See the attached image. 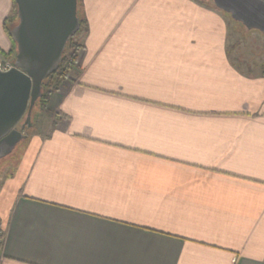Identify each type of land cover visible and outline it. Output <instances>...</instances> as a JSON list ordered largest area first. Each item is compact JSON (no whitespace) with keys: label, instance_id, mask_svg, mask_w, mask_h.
Masks as SVG:
<instances>
[{"label":"crops","instance_id":"obj_1","mask_svg":"<svg viewBox=\"0 0 264 264\" xmlns=\"http://www.w3.org/2000/svg\"><path fill=\"white\" fill-rule=\"evenodd\" d=\"M79 4L50 131L2 185L0 264H264V65L211 0Z\"/></svg>","mask_w":264,"mask_h":264},{"label":"water","instance_id":"obj_2","mask_svg":"<svg viewBox=\"0 0 264 264\" xmlns=\"http://www.w3.org/2000/svg\"><path fill=\"white\" fill-rule=\"evenodd\" d=\"M211 1L246 29L264 35L263 0ZM14 2L18 24L10 39L17 52L9 70L3 71L0 64V159L27 138L24 131L31 127V111L43 95V83L60 68L68 43L81 29L79 0Z\"/></svg>","mask_w":264,"mask_h":264},{"label":"rangeland","instance_id":"obj_3","mask_svg":"<svg viewBox=\"0 0 264 264\" xmlns=\"http://www.w3.org/2000/svg\"><path fill=\"white\" fill-rule=\"evenodd\" d=\"M214 6V5H213ZM215 7V6H214ZM222 11V10H221ZM226 18L229 19L231 23V28L233 29L232 33H234L237 37L236 46L233 42L235 38L234 34L230 36V48L232 54V59L237 63H247L254 65H264V35L257 30H249L246 29L244 25L239 22H236L231 15L222 11L221 12ZM232 47H237L241 56H236L234 53V49ZM16 53L11 56H1L0 59L7 61V63L13 64L15 60ZM71 74V73H70ZM50 92L49 88H44L43 94ZM53 95V94H52ZM38 103V102H37ZM48 107V105H47ZM32 112L31 117V127L29 129H25L24 134H26V139L20 142L14 151L7 157L0 159V194L3 189L2 185L5 181L12 178V174L15 173V167L18 165V161L20 157L23 155L24 148L27 145L30 137L33 135H46L50 131L51 125V116L48 111H46V107L40 103L36 104ZM25 120V118H24ZM1 231V230H0ZM1 233V232H0Z\"/></svg>","mask_w":264,"mask_h":264},{"label":"trees","instance_id":"obj_4","mask_svg":"<svg viewBox=\"0 0 264 264\" xmlns=\"http://www.w3.org/2000/svg\"><path fill=\"white\" fill-rule=\"evenodd\" d=\"M12 2H13L12 12L5 19L4 26H3L6 37H7V39H9V41L11 43V48L8 51H5V50L0 48V57L1 56H8L9 57V56H11L17 52L16 51L17 50V44L12 39H10L11 29L13 27H15V25L18 24V16L16 14L17 13V6H16L14 0H12ZM79 6H80V4H79ZM78 12H79V18H80L79 24H81V29L75 35V37H73L70 40V42L68 43L66 51L63 55V60H61L62 64H61L60 68L55 73H52L44 81L43 86H42L43 90H44V88L50 89V92L44 93L42 95V97L39 98V100H38V103H40L46 107V111L48 110L47 105L50 101L49 98L52 97V94H54L56 91H58L62 82L70 75V72H72L74 70V68L76 67V63H77L76 60H78V54H79L80 50H82V47H83L82 44L80 43V41L78 40L77 35L86 31L88 27H87L86 20L80 14L79 8H78ZM38 103H36V104H38ZM1 235L2 234L0 233V239L3 241V236H1ZM1 247H2V243H0V248Z\"/></svg>","mask_w":264,"mask_h":264},{"label":"built area","instance_id":"obj_5","mask_svg":"<svg viewBox=\"0 0 264 264\" xmlns=\"http://www.w3.org/2000/svg\"><path fill=\"white\" fill-rule=\"evenodd\" d=\"M1 67L3 71H7L11 68L12 64L7 63V61L1 60ZM0 243H2V240L0 239Z\"/></svg>","mask_w":264,"mask_h":264},{"label":"flooded vegetation","instance_id":"obj_6","mask_svg":"<svg viewBox=\"0 0 264 264\" xmlns=\"http://www.w3.org/2000/svg\"><path fill=\"white\" fill-rule=\"evenodd\" d=\"M22 123H23V122H22ZM22 123H21V124H22ZM21 124H19V126L17 127V129H18V130H20V129H21Z\"/></svg>","mask_w":264,"mask_h":264}]
</instances>
